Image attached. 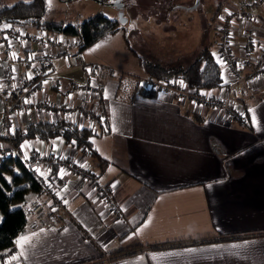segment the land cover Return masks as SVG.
<instances>
[{
  "label": "crops",
  "instance_id": "crops-1",
  "mask_svg": "<svg viewBox=\"0 0 264 264\" xmlns=\"http://www.w3.org/2000/svg\"><path fill=\"white\" fill-rule=\"evenodd\" d=\"M244 2L237 1L233 8ZM259 13L249 11L236 35L239 41L245 32L257 36L258 42L250 47L253 52H259L258 43L264 41L256 17L263 12ZM20 28L24 38L0 39L5 45L0 82L7 93L25 85L31 74L38 80L31 107L13 113L12 128L63 120L92 129L99 135L92 143L108 165L100 169L93 158L60 139L27 141L13 150L22 158L33 154L54 161L62 156L83 166L102 183L113 185L117 208L111 211L103 205L91 183L61 173L56 183L65 202L66 225L55 229L40 215L34 220L38 226L32 228L28 219L16 239L25 238L22 245L14 244L18 264H264V76L233 87L231 99L246 113L238 121L170 95L136 94L138 80L145 76L120 34L110 37L109 45L78 52L75 38ZM60 41L92 67L100 92L99 112L107 127L100 119L81 123L64 111L35 109V103L44 100L92 108L93 95L74 91L76 85L87 83V77L82 70L65 69L58 54ZM221 45H213L211 51L217 53ZM112 50L121 57V66L105 60ZM46 52L51 54L48 72L42 68ZM230 52L238 53L234 48ZM101 70L116 76L105 79ZM227 75L223 70V84ZM2 111L0 102V118ZM6 135L0 122V137ZM0 149L12 147L0 141Z\"/></svg>",
  "mask_w": 264,
  "mask_h": 264
},
{
  "label": "built area",
  "instance_id": "built-area-1",
  "mask_svg": "<svg viewBox=\"0 0 264 264\" xmlns=\"http://www.w3.org/2000/svg\"><path fill=\"white\" fill-rule=\"evenodd\" d=\"M263 4L264 0H245L243 6L227 13L226 16H219L221 23L218 30L221 32V36H223L224 53L220 52L219 48L216 54H218L220 58L218 62L220 69L222 71H227L228 80H225L224 84L217 88V93H215L213 89L190 90L180 77L168 80L139 79L137 85L145 90L155 92L156 96L170 95L179 101H189L194 107H212L222 111L230 119L238 121L244 120L246 116L245 111L231 99V92L233 87L239 83H246L264 76V41L258 43L259 52H253L249 44H253L255 41L258 42V39H256L257 36L251 35L250 32H245L241 35L243 41H239L236 39V35L238 29L239 31L243 30L244 18L247 13L253 9H260L262 11ZM258 20L260 19L258 18ZM263 24L264 22L260 21V27L264 30ZM6 28L5 33L8 37L15 35L18 39L24 38L21 28L13 29L11 26H7ZM50 45L54 46L55 42L50 41ZM57 47L58 54L63 60L65 69L67 71L75 69L82 70L87 77V83L81 86L76 85L74 91L79 96L93 95L94 102H92V108L90 110L81 109L69 106L66 101L50 103L48 100H44L39 103L36 102L35 109L56 114H60L64 111L68 117H78L81 123H83L84 120L94 122L100 119L101 124L107 127V120L105 117L101 116L99 112V106L101 104L100 92L92 76V67L84 63L81 55L76 50L70 48L65 49L61 41L58 42ZM233 48L238 51L236 55L230 52ZM1 51L2 50H0V52ZM50 56V52L44 54L45 62L42 68L45 72L49 71L47 61ZM37 80L38 78L31 74L25 85L7 93H4V90H7V86L4 84L2 85L0 82V102L3 106L0 122L7 135H10L14 130L11 124V116L13 113L31 107L30 99L36 93ZM4 157L21 158L24 168L31 172L39 189L40 195L27 207V217L29 220L44 213L47 214V220L51 227L62 229L66 225V219L64 217L66 210L65 202L62 200L56 181L52 180L50 177L51 164L56 165L59 169L56 173V177H59L61 173L75 174L78 178L91 183L96 191L98 199L109 210L115 211L117 208L113 200V185L111 183H102L83 166L71 162L65 157L58 156L53 162H50L46 156H40L31 162L29 158H22L19 153L13 149H0V159ZM31 226L32 228H36L38 226L37 222L32 221ZM13 257H16L14 246L0 252V264H18L17 259H13Z\"/></svg>",
  "mask_w": 264,
  "mask_h": 264
},
{
  "label": "trees",
  "instance_id": "trees-1",
  "mask_svg": "<svg viewBox=\"0 0 264 264\" xmlns=\"http://www.w3.org/2000/svg\"><path fill=\"white\" fill-rule=\"evenodd\" d=\"M110 1L99 0L101 3ZM236 2L225 8L223 12L221 8H218L215 17L226 16L227 13L234 10L233 6ZM262 8L264 16V4ZM48 11L47 0L20 1L11 6L0 4V39L16 38L15 35L8 37L5 33L7 26H11L13 29L29 26L44 32L75 38L78 52H80L121 32L123 41L135 58L139 69L149 79L168 80L180 77L184 80L188 89L194 91L217 89L223 84L222 71L215 54L211 51L213 45H221L223 39L221 33L213 44H209L201 50L189 66L171 69L164 68L159 63L147 61L133 50L124 27L117 20L110 19L102 13H97L90 19L77 24L46 22L43 21V18L48 14ZM263 16L257 17L260 21H263ZM4 46L0 42V50L4 51ZM249 46L253 47L252 44H249ZM220 52L224 53L222 45L220 46ZM101 71L104 73L105 79L116 76L112 72ZM96 79L99 81L98 78ZM135 92L143 97L156 96L155 92L145 90L139 85L136 86ZM96 136L99 135L92 129L79 128L71 122L59 120L56 122H38L24 128L15 129L10 135L0 137V141L9 144L14 150H19L27 141L37 140L48 143L51 140L60 139L64 145L73 146L82 155L93 158L98 167L104 169L108 162L98 154L92 143V139ZM36 158V155L31 154L29 159L33 162ZM48 159L53 162L51 157H48ZM56 172L57 168L52 165L50 177L54 181H56ZM39 195V189L32 174L24 168L21 158L4 157L0 159V252L13 247L16 239L25 231L28 221L27 207ZM40 215L47 219V214L41 213Z\"/></svg>",
  "mask_w": 264,
  "mask_h": 264
},
{
  "label": "rangeland",
  "instance_id": "rangeland-1",
  "mask_svg": "<svg viewBox=\"0 0 264 264\" xmlns=\"http://www.w3.org/2000/svg\"><path fill=\"white\" fill-rule=\"evenodd\" d=\"M20 1L31 0H0V4L11 6ZM236 1L241 0H121L122 9L118 11L97 0H47L49 11L43 21L82 23L97 14L101 7L102 11L98 13L113 20L118 21L122 14L126 23L121 25L131 48L147 61L159 63L164 68H185L221 33L218 30L220 18L215 17L217 9L221 8L223 12ZM105 43L109 45L111 40L108 38L98 45ZM214 53L219 62L218 54ZM104 58L113 66H121V57L115 50L105 54ZM34 220L30 219V222Z\"/></svg>",
  "mask_w": 264,
  "mask_h": 264
},
{
  "label": "water",
  "instance_id": "water-1",
  "mask_svg": "<svg viewBox=\"0 0 264 264\" xmlns=\"http://www.w3.org/2000/svg\"><path fill=\"white\" fill-rule=\"evenodd\" d=\"M97 1L99 2V0H97ZM100 3H101V2H100ZM105 5H106V6H110V7H112V8H115V9L118 10V11H120V10L122 9V3H121V0L110 1V2L105 3ZM118 22H119L120 24H122V25L126 23V21H125V19L123 18L122 14H120Z\"/></svg>",
  "mask_w": 264,
  "mask_h": 264
},
{
  "label": "snow or ice",
  "instance_id": "snow-or-ice-1",
  "mask_svg": "<svg viewBox=\"0 0 264 264\" xmlns=\"http://www.w3.org/2000/svg\"><path fill=\"white\" fill-rule=\"evenodd\" d=\"M24 239H25V238L22 237L20 240H17L16 243H17L18 245H22ZM13 259H16V257H13Z\"/></svg>",
  "mask_w": 264,
  "mask_h": 264
},
{
  "label": "flooded vegetation",
  "instance_id": "flooded-vegetation-1",
  "mask_svg": "<svg viewBox=\"0 0 264 264\" xmlns=\"http://www.w3.org/2000/svg\"><path fill=\"white\" fill-rule=\"evenodd\" d=\"M114 1V0H113Z\"/></svg>",
  "mask_w": 264,
  "mask_h": 264
}]
</instances>
